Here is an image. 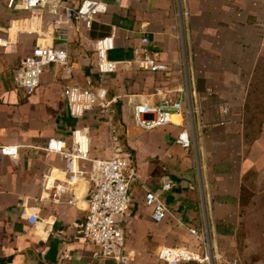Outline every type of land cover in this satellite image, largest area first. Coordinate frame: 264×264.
<instances>
[{"label":"crops","instance_id":"0c3cea01","mask_svg":"<svg viewBox=\"0 0 264 264\" xmlns=\"http://www.w3.org/2000/svg\"><path fill=\"white\" fill-rule=\"evenodd\" d=\"M106 1L108 11L97 16L90 30L74 26L70 41L58 42L68 47V64L47 66L41 86L27 95L15 86V70L39 42V34L24 31L10 41L11 20L32 12L13 11L8 0H0V147H19L16 159L0 151V264H118L97 258L98 247L84 238L89 175L70 181L64 157L45 149L49 138L70 141L75 128L85 127L91 134V159L111 155L107 120L99 112L76 118L68 108L65 87L86 84L87 77L95 86H105L114 99L113 124L140 175L132 184L130 210L118 217L119 227L126 231L130 264H164L157 256L164 245L199 251L191 227H208L221 251L228 246L239 249L242 227L245 243L258 233L262 242L264 129L249 134L242 101L264 60V0ZM53 19L45 10L43 29L48 33L55 26ZM37 25L32 20L13 28L36 30ZM110 34L116 37L110 58L134 57V48L146 37L149 49L171 65L170 71L120 69L103 79L96 69L93 42ZM186 58L200 109L193 149L177 142L179 132L188 126L183 114L175 113V123L154 130L137 127L132 117L133 102H156L158 88L176 90L185 83ZM221 103L230 106L226 125L218 123ZM201 123L207 126L202 128ZM103 145L108 148L104 154ZM192 150L199 155L198 168ZM80 166L89 173L92 162L82 160ZM167 179L174 181L170 190L162 188ZM148 188L162 196L175 218L153 221L145 205ZM31 214L38 216L36 223L27 219ZM220 242L226 245L219 247Z\"/></svg>","mask_w":264,"mask_h":264},{"label":"built area","instance_id":"2783aa9c","mask_svg":"<svg viewBox=\"0 0 264 264\" xmlns=\"http://www.w3.org/2000/svg\"><path fill=\"white\" fill-rule=\"evenodd\" d=\"M7 6L13 11H31L32 14L23 19L11 20L8 28L10 41L20 32L33 31L39 34V42L25 56L15 70V86L31 95L41 86L42 76L47 66L51 64L67 65L69 59L68 47L60 46L58 42L68 43L74 26L77 29L90 30L97 16L108 11L106 0H81L77 5L66 4L62 0H8ZM43 9V13L34 11ZM53 16L54 28L51 33L43 29L44 11ZM32 20L38 25L32 29L15 31L14 25L28 26ZM22 30V29H20ZM41 39V40H40ZM3 38H0V44ZM9 41V40H8ZM13 41V40H12ZM141 45L134 48V57L129 59H112L109 54L116 47V37L110 34L97 38L93 49L97 55L96 69L100 77L105 79L120 69H143L150 72L170 71L171 65L157 58L149 49V39L144 37ZM183 73L186 81L176 90L158 88L156 102H133L132 117L134 124L144 130H154L175 123L172 118L175 113H181L188 121L187 128L179 132L177 142L185 149H193L198 136L196 114L200 112L194 102V90L190 77L189 62H183ZM212 95V93H210ZM70 114L83 118L88 113L99 112L106 120L110 129L111 155L106 159H91V135L87 128H75L70 141L51 137L46 143L48 153L62 155L66 162V174L70 181L76 182L89 175L90 189L88 193V208L84 223V238L94 243L98 249L95 256L102 260L112 259L118 264H130V258L125 253L126 231L119 227L118 217L130 210L133 204L132 184L140 175L131 164L130 157L121 140L117 128L113 124L114 99L109 97L105 86H95L90 77L86 84L67 85L64 89ZM230 106H220V125L229 122ZM202 128L206 127L201 123ZM17 145H3L2 154L18 157ZM92 162L91 171L82 169L80 162ZM174 181L167 179L162 183L164 190H170ZM55 200H58L55 198ZM145 205L151 209V218L157 223L175 218L170 205L155 190L147 189ZM31 223L38 221L36 214L27 218ZM190 232L198 239L200 250L197 251L185 245L161 246L158 259L164 264H181L183 262H210L209 250L211 232L204 229L190 228ZM203 251V252H202Z\"/></svg>","mask_w":264,"mask_h":264},{"label":"rangeland","instance_id":"374dc122","mask_svg":"<svg viewBox=\"0 0 264 264\" xmlns=\"http://www.w3.org/2000/svg\"><path fill=\"white\" fill-rule=\"evenodd\" d=\"M242 102L244 105L245 121L250 128L249 134L251 133L253 136L257 135L262 129H264V60L261 61V64L257 68L254 79L251 82L248 96ZM100 149L102 151V154H104L106 150L108 151V148L105 145H103ZM194 154L195 153L192 150V157L194 163H196L198 168V163L200 162L199 155L195 154L194 156ZM240 229L242 230V233L240 232L238 234L239 249L234 251L229 250L230 246L221 251L220 248H216L215 240L210 237V264H264V233L262 235V242L260 240L261 236L258 233L257 235H250L251 238L253 237V240H255L254 236L258 237L256 243L252 239V242L245 243L244 239L246 234L243 232V229L245 230V227H242ZM225 245L226 243L222 245V243L220 242L219 247ZM223 253H231V255H229L228 257V255ZM233 253L235 254L233 255Z\"/></svg>","mask_w":264,"mask_h":264}]
</instances>
